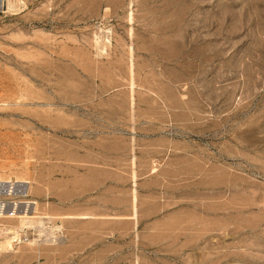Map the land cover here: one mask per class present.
<instances>
[{"label": "rangeland", "instance_id": "rangeland-1", "mask_svg": "<svg viewBox=\"0 0 264 264\" xmlns=\"http://www.w3.org/2000/svg\"><path fill=\"white\" fill-rule=\"evenodd\" d=\"M0 264H264V0H7Z\"/></svg>", "mask_w": 264, "mask_h": 264}, {"label": "built area", "instance_id": "built-area-1", "mask_svg": "<svg viewBox=\"0 0 264 264\" xmlns=\"http://www.w3.org/2000/svg\"><path fill=\"white\" fill-rule=\"evenodd\" d=\"M7 0H0V10L5 7ZM28 181L0 178V220L17 215L25 199L29 195ZM9 230L0 222V231Z\"/></svg>", "mask_w": 264, "mask_h": 264}]
</instances>
